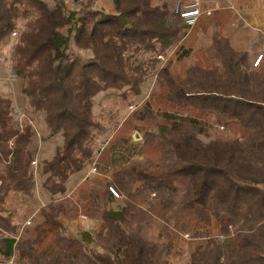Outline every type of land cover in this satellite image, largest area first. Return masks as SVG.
I'll return each instance as SVG.
<instances>
[{
	"label": "trees",
	"instance_id": "1",
	"mask_svg": "<svg viewBox=\"0 0 264 264\" xmlns=\"http://www.w3.org/2000/svg\"><path fill=\"white\" fill-rule=\"evenodd\" d=\"M100 1L0 0V44L25 20L11 55L21 94L62 138L41 167L50 201L15 240L5 204L34 189L35 133L19 130L0 97V264H169L186 247V264H264V41L237 48L228 9L188 24L195 0H109L108 10ZM171 49L190 60L179 81L158 59ZM149 76L148 102L122 124L142 142L113 137L95 158L94 97H137ZM121 144L141 159L117 162ZM93 162L104 170L66 195L69 177ZM80 213L98 229L68 236L61 219Z\"/></svg>",
	"mask_w": 264,
	"mask_h": 264
},
{
	"label": "rangeland",
	"instance_id": "2",
	"mask_svg": "<svg viewBox=\"0 0 264 264\" xmlns=\"http://www.w3.org/2000/svg\"><path fill=\"white\" fill-rule=\"evenodd\" d=\"M99 5L101 7H108V2L102 0ZM24 24L25 20L19 19L16 22L18 29L14 31L16 32L15 36H10L9 39H6V41L0 44V97L7 98L12 101L14 108V120L18 124L19 130L21 132H24L25 126L29 125L32 127L35 133V140L33 145V163L31 162V170L34 175L35 183L34 189L30 196H23L17 193L10 194L9 199L5 204L6 210L8 211V213H10L9 217L12 224L17 227V233L14 236L15 240L19 239L24 228H28L33 225V223L37 219L39 209L50 201V195L42 187V184L46 178V176L41 173L42 162L51 160L56 149L61 147L62 145V138L60 134L50 135L49 129L44 122L43 114L30 109L27 100L21 94L22 80L18 79L12 71V49L16 43L19 31H21ZM198 37L199 39L202 38L201 36ZM175 50L176 49H171L169 52L170 54H168L167 57H169V55L173 57L170 71L172 76L177 81H179L183 78L184 68L190 63V60L188 58H185L181 61H178ZM146 58H148V56H138V59ZM165 63L166 62H162V64ZM153 84L154 78L149 76V78H147L141 84L140 94L137 97H133L130 95L127 98H121L120 93L113 89L99 92L94 97L93 116L101 127L100 131H96L94 133V140L92 142V148L94 150L95 158L113 137L115 138L121 135H127L126 138L132 144L137 145L142 142H134L131 138V135L134 132H138L143 140L144 132L133 130L132 122L128 126H126V124H122L127 122L126 119L130 116V114L137 111V109L139 110L145 107L146 103L149 100L151 91L153 90ZM130 106L135 107L134 110H130ZM215 131L223 132L224 129L222 126L212 125L210 133L213 134ZM103 142L105 143L103 144ZM119 148L120 150L116 153L115 158L117 159V162L122 163L125 160L130 162L132 160L141 159L137 156L136 152L131 153V151L127 150L125 144H121ZM95 165V162L91 163V165L87 166L85 170L77 173V176H75L73 179L71 178V180H68L66 182V195H70L80 183L86 180L87 177L95 176L98 174V171L104 170V167H101V169H97L95 168ZM93 169H95V171ZM117 199L119 200L120 197H118ZM86 219L87 220L85 221H80L77 215L73 220H67L68 222L66 223V225L63 224L66 234L68 236H73L81 231L98 229L99 224L97 222L89 220L87 217ZM157 232V226H154L145 230L144 234L146 237L153 238L157 234ZM183 237L187 238V235H183ZM182 250L184 251V253L181 256L169 258V264H186L187 247L183 248ZM11 259H13V264H15L14 257H11Z\"/></svg>",
	"mask_w": 264,
	"mask_h": 264
},
{
	"label": "crops",
	"instance_id": "3",
	"mask_svg": "<svg viewBox=\"0 0 264 264\" xmlns=\"http://www.w3.org/2000/svg\"><path fill=\"white\" fill-rule=\"evenodd\" d=\"M65 1L67 3L71 2V0ZM105 1L108 2V7H101L99 3L102 1H100L97 3V6H100L98 8L108 10L110 2L109 0ZM222 9H228L232 14V20L226 25L225 29H237L238 36L234 41L237 48H244L256 37H260L264 41V0H195L191 6L186 8L183 15L186 22L192 24L199 13ZM240 21L242 25L238 27ZM168 60L172 63L173 57L169 55ZM75 176H77V173L71 175L68 180L73 179ZM75 217L63 218L61 223L66 225L67 220H73ZM7 262L8 260L3 264Z\"/></svg>",
	"mask_w": 264,
	"mask_h": 264
},
{
	"label": "built area",
	"instance_id": "4",
	"mask_svg": "<svg viewBox=\"0 0 264 264\" xmlns=\"http://www.w3.org/2000/svg\"><path fill=\"white\" fill-rule=\"evenodd\" d=\"M204 13H206L207 15H209L211 12H210V11H205ZM15 33H16V32L13 31V32L10 34V36H11V37H14V36H15ZM158 59H159L160 61H162V62H166V61H168V57L164 58V57H162V56H158ZM259 59H260V57L256 60L255 64H257V62L259 61ZM255 64H254V65H255ZM134 108H135V107H132V106L129 107L130 110H134ZM32 163H33V162H32ZM93 170L95 171V169H93ZM112 192L114 193V191H112ZM114 194H115V193H114ZM115 195H116V194H115ZM116 196H117V195H116ZM78 219H79L80 221H85V220H87L86 217H85L84 215H82L81 213L78 214ZM6 264H13V259H9L8 262H7Z\"/></svg>",
	"mask_w": 264,
	"mask_h": 264
},
{
	"label": "water",
	"instance_id": "5",
	"mask_svg": "<svg viewBox=\"0 0 264 264\" xmlns=\"http://www.w3.org/2000/svg\"><path fill=\"white\" fill-rule=\"evenodd\" d=\"M131 138L134 142H141L142 141V137L140 136V134L138 132H134L132 135H131ZM105 142H103L104 144Z\"/></svg>",
	"mask_w": 264,
	"mask_h": 264
}]
</instances>
